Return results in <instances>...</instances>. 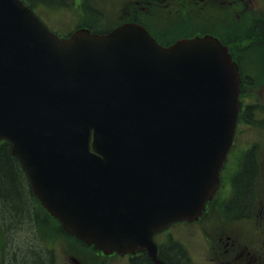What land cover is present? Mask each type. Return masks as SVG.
I'll use <instances>...</instances> for the list:
<instances>
[{
  "label": "water",
  "instance_id": "95a60500",
  "mask_svg": "<svg viewBox=\"0 0 264 264\" xmlns=\"http://www.w3.org/2000/svg\"><path fill=\"white\" fill-rule=\"evenodd\" d=\"M237 111V68L211 37L163 48L125 25L60 40L0 0V139L43 206L104 252H153L155 232L197 218Z\"/></svg>",
  "mask_w": 264,
  "mask_h": 264
},
{
  "label": "flooded vegetation",
  "instance_id": "af4514ba",
  "mask_svg": "<svg viewBox=\"0 0 264 264\" xmlns=\"http://www.w3.org/2000/svg\"><path fill=\"white\" fill-rule=\"evenodd\" d=\"M44 8L57 19L70 20L76 29L87 28L94 33H105L125 22H138L162 45H170L181 37L188 38L197 30L215 29L224 35L233 33L238 38L239 64L244 52L264 54V0H45ZM246 168L248 178L244 184L249 187L248 198L240 204L233 202L232 208L241 214L232 223L239 227L243 224L242 228L248 225L250 232L236 237L216 235L206 239L209 251L203 255L202 264H264V176L260 182L253 157L241 170L240 177L244 176ZM237 181L238 178L230 179L228 189L233 185V189L240 188L242 181ZM223 203L222 199L213 197L203 215L219 210ZM30 207L34 210L33 205ZM43 216V224L52 227V221ZM27 224L29 227L22 226L23 234L12 239L8 251H3L0 239V264H58L61 261L83 264L82 258L69 257L68 238L61 228L55 236L35 235V218ZM41 224L39 222V226ZM168 240L156 242L158 249L164 243L165 249L159 250L158 258L165 264H174V259L180 257L184 264H199ZM98 254L100 257L95 261L100 264L115 256ZM142 256L141 264H153L146 254ZM127 258L128 264H138L133 263L132 257Z\"/></svg>",
  "mask_w": 264,
  "mask_h": 264
},
{
  "label": "rangeland",
  "instance_id": "374dc122",
  "mask_svg": "<svg viewBox=\"0 0 264 264\" xmlns=\"http://www.w3.org/2000/svg\"><path fill=\"white\" fill-rule=\"evenodd\" d=\"M263 58L264 54L262 52L250 51L245 59V62H247L248 75H250L251 72V77L254 78L255 73L258 71L260 79L250 78L249 82H246L243 87V95L245 97L243 100L248 105L254 106L250 109L247 124H240L238 126L239 129H237L235 146L233 147L234 151L233 153L231 152L232 154L229 156V159L227 160L228 162H226L229 169L233 171L236 169L241 156V153L239 154V152L241 150L243 152L251 147L252 149L250 150L253 153L254 161L257 163V173H264V63H261ZM213 219H215V222L212 221V217L210 222H203L208 220V217H205L201 222L192 226H189L186 223H177L175 224L177 227L172 228L169 231L174 239H177L184 244L187 253L192 259H194V261L198 260V262L202 263L201 259L207 252V245L205 243L206 239L218 235V233L221 232L220 226L224 228L221 233L222 235L230 233L236 237L237 235L240 236L244 235V233L246 234L247 228H245L246 226L242 228L243 224H241L240 227L239 224H228L221 220L217 215ZM15 224L17 225V223ZM247 227L249 226L247 225ZM9 234L12 239L19 236L16 229H11ZM74 254L78 255L79 252L75 251ZM79 255L84 257L83 253ZM70 263V261H67L66 263L61 261L58 264ZM106 264H127V260L113 258L108 260Z\"/></svg>",
  "mask_w": 264,
  "mask_h": 264
},
{
  "label": "trees",
  "instance_id": "16d2710c",
  "mask_svg": "<svg viewBox=\"0 0 264 264\" xmlns=\"http://www.w3.org/2000/svg\"><path fill=\"white\" fill-rule=\"evenodd\" d=\"M248 168L244 171V176L239 179L242 181L238 188L236 202L245 201L248 198V186L245 180ZM248 174V173H247ZM30 198L28 186L16 159L9 153V145L5 143L0 146V219L8 220L15 226L28 218L30 213ZM3 220V221H4ZM143 263V260L138 264ZM174 264H184L182 258L174 259Z\"/></svg>",
  "mask_w": 264,
  "mask_h": 264
}]
</instances>
